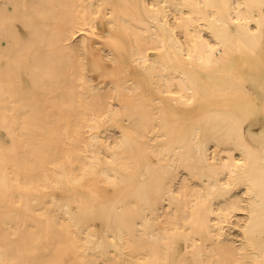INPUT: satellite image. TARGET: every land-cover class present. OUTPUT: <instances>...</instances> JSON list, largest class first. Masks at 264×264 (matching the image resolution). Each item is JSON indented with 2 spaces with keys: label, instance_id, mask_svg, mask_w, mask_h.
<instances>
[{
  "label": "bare ground",
  "instance_id": "obj_1",
  "mask_svg": "<svg viewBox=\"0 0 264 264\" xmlns=\"http://www.w3.org/2000/svg\"><path fill=\"white\" fill-rule=\"evenodd\" d=\"M0 264H264V0H0Z\"/></svg>",
  "mask_w": 264,
  "mask_h": 264
}]
</instances>
